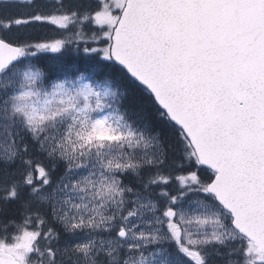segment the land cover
Masks as SVG:
<instances>
[{
	"label": "snow or ice",
	"instance_id": "obj_1",
	"mask_svg": "<svg viewBox=\"0 0 264 264\" xmlns=\"http://www.w3.org/2000/svg\"><path fill=\"white\" fill-rule=\"evenodd\" d=\"M0 264H264V0H0Z\"/></svg>",
	"mask_w": 264,
	"mask_h": 264
},
{
	"label": "rangeland",
	"instance_id": "obj_2",
	"mask_svg": "<svg viewBox=\"0 0 264 264\" xmlns=\"http://www.w3.org/2000/svg\"><path fill=\"white\" fill-rule=\"evenodd\" d=\"M41 35H53L52 32H50L49 30H44Z\"/></svg>",
	"mask_w": 264,
	"mask_h": 264
},
{
	"label": "trees",
	"instance_id": "obj_3",
	"mask_svg": "<svg viewBox=\"0 0 264 264\" xmlns=\"http://www.w3.org/2000/svg\"><path fill=\"white\" fill-rule=\"evenodd\" d=\"M42 56H51V55H55V54H41ZM83 54H81V56H82ZM73 56L75 57V54H73ZM75 58H80V57H75Z\"/></svg>",
	"mask_w": 264,
	"mask_h": 264
}]
</instances>
